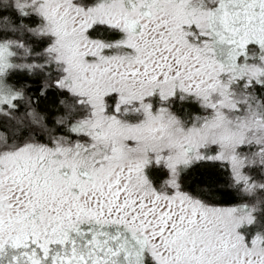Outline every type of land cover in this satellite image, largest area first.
<instances>
[{"label":"snow or ice","instance_id":"obj_1","mask_svg":"<svg viewBox=\"0 0 264 264\" xmlns=\"http://www.w3.org/2000/svg\"><path fill=\"white\" fill-rule=\"evenodd\" d=\"M0 264H264V0H0Z\"/></svg>","mask_w":264,"mask_h":264}]
</instances>
